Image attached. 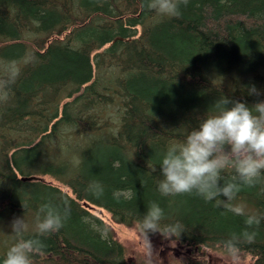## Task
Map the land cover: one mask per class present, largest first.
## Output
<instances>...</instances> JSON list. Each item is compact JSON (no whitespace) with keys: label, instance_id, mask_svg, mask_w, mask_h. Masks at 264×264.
Segmentation results:
<instances>
[{"label":"trees","instance_id":"obj_1","mask_svg":"<svg viewBox=\"0 0 264 264\" xmlns=\"http://www.w3.org/2000/svg\"><path fill=\"white\" fill-rule=\"evenodd\" d=\"M253 83L264 89V0H180L178 16L149 0H0V259L22 238L15 217L30 238L55 207L69 214L39 237L44 248L32 264H144L89 207L138 229L157 201L162 226H182L170 238L188 255L182 264H214L219 250L264 264V178L231 202L261 216L251 227L195 193L157 190L166 147L212 114L219 97L264 98L247 94ZM38 176L71 194L22 180ZM93 180L104 186L99 199ZM149 238L171 244L159 232Z\"/></svg>","mask_w":264,"mask_h":264},{"label":"clouds","instance_id":"obj_2","mask_svg":"<svg viewBox=\"0 0 264 264\" xmlns=\"http://www.w3.org/2000/svg\"><path fill=\"white\" fill-rule=\"evenodd\" d=\"M149 7L164 16L180 15V0H149ZM246 91L249 96L264 97V89L254 83L247 86ZM214 105L215 111L203 115L186 132L182 142L166 147L159 158L157 190L163 196L195 193L205 201H213L216 206L242 215L245 225H259L260 215L245 213L242 207L231 202L243 186L255 185L264 178V98L249 103L223 95ZM226 169L232 170L230 177L222 174ZM88 186L93 197L103 196L104 186L100 181L93 180ZM120 194L113 193L116 197ZM68 214L69 211L48 207L36 225L38 235L30 238H23V218L15 217L12 228L22 238L7 249L0 264H32V255L44 248L39 237L58 231ZM164 215L160 203L151 201L139 217L137 226L144 264H162L158 251L153 249L150 233L159 232L165 239L180 236L179 222L162 226ZM244 234L249 240L255 236V232L249 233L247 229ZM170 243L174 245L175 240L170 239ZM174 264H182V261L175 259Z\"/></svg>","mask_w":264,"mask_h":264},{"label":"rangeland","instance_id":"obj_3","mask_svg":"<svg viewBox=\"0 0 264 264\" xmlns=\"http://www.w3.org/2000/svg\"><path fill=\"white\" fill-rule=\"evenodd\" d=\"M41 177L47 182H50L54 185L59 186L62 190L71 194V190L65 186H62L56 182L50 176H38L35 178ZM88 206V205H86ZM90 210L100 216L105 222H107L114 230L115 237L127 248L128 252L134 253L135 255L141 254V234L139 230L134 226H126L123 224L115 223L111 216L105 212L101 211L97 207H89ZM153 249L158 251L159 257L162 260V264H174L175 259H179L183 262L187 261L188 255L185 251L179 250L177 243L174 245L171 243L167 246L160 245L156 239L150 238ZM235 254V257L234 255ZM211 261L214 264H256L255 258L245 252H236L232 253L224 252L222 250L213 251L210 253Z\"/></svg>","mask_w":264,"mask_h":264},{"label":"water","instance_id":"obj_4","mask_svg":"<svg viewBox=\"0 0 264 264\" xmlns=\"http://www.w3.org/2000/svg\"><path fill=\"white\" fill-rule=\"evenodd\" d=\"M35 177H23L22 180H33Z\"/></svg>","mask_w":264,"mask_h":264},{"label":"bare ground","instance_id":"obj_5","mask_svg":"<svg viewBox=\"0 0 264 264\" xmlns=\"http://www.w3.org/2000/svg\"><path fill=\"white\" fill-rule=\"evenodd\" d=\"M70 27V26H69ZM33 180H38V181H45L44 179H42L41 177L33 179Z\"/></svg>","mask_w":264,"mask_h":264}]
</instances>
